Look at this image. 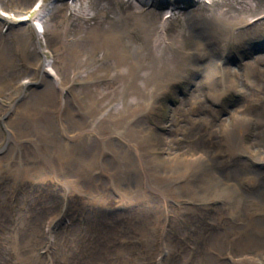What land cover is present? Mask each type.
I'll return each instance as SVG.
<instances>
[{"label": "rangeland", "instance_id": "1", "mask_svg": "<svg viewBox=\"0 0 264 264\" xmlns=\"http://www.w3.org/2000/svg\"><path fill=\"white\" fill-rule=\"evenodd\" d=\"M33 1L0 0V5L18 13ZM43 3L47 5L26 17L22 30L14 28L21 23L0 18V81L33 80L19 90L23 96L29 92L22 103L0 96V264H232L233 259L264 264V235L257 245L240 247L244 232L238 239L232 234L233 228L248 229L251 219L240 216L264 206V181L239 154L244 149L264 154V18L259 19L264 0ZM250 15L257 16L256 22L239 34L248 39L236 38L233 24ZM34 19L42 21L44 34L31 28ZM1 26L11 31L2 34ZM104 28L124 44V65L103 58V49L91 54L92 34ZM72 47L79 51L75 56ZM44 49L53 51L49 77L61 84L44 79ZM181 54L201 56L202 66L193 59V66L180 67L183 73L168 75L171 58L181 59ZM237 55L239 61H234ZM216 62L220 71L205 79L208 64ZM32 65L38 67L36 74ZM129 66L135 71L128 72ZM143 103L147 110L139 113L137 106ZM256 165L264 167V159ZM166 177L176 178L173 186ZM217 180L226 181L228 188L235 182L232 197L243 199L239 205L229 201V192L219 189ZM121 184L155 198L113 201L109 193L101 200L82 195L88 187L116 192ZM147 184L164 186L166 195L155 188L146 192ZM240 207L245 212L239 213ZM202 217L210 225L202 226ZM180 219H189L204 233L221 224L229 227L227 246L222 248L225 240L219 237L210 248L232 249L231 260L221 254L217 261L207 251L198 262L185 263L187 248L172 249L166 241L175 239L171 227ZM261 220L257 226L264 225Z\"/></svg>", "mask_w": 264, "mask_h": 264}, {"label": "bare ground", "instance_id": "2", "mask_svg": "<svg viewBox=\"0 0 264 264\" xmlns=\"http://www.w3.org/2000/svg\"><path fill=\"white\" fill-rule=\"evenodd\" d=\"M126 20H127V18H126ZM216 20V19H215ZM133 21H135L134 19H133ZM154 25V24H153ZM149 27V26H148ZM151 27V26H150ZM109 28V27H108ZM110 31H111V29H109ZM151 32V31H150ZM146 33V32H145ZM148 34V33H147ZM221 35H223V36H226L225 34H222V33H220ZM221 37V36H220ZM92 38H93V48H96V49H103V51L105 52L106 51V54L108 55V57H114L115 59H116V63L119 65V66H121V65H124L125 63H126V59H127V55L126 54H122V52L121 51H123L124 50V48H123V45H122V43L121 42H119V41H114V38L112 37V34H110V32H108L107 31V29L106 28H104V29H102L98 34H97V36H96V34H95V31L93 32V34H92ZM119 38V37H118ZM216 39V38H215ZM221 39V38H220ZM219 39V40H220ZM224 41V40H223ZM21 43H22V41L20 40V42H19V46H21ZM221 43V42H220ZM214 45H215V43H214ZM201 46V45H200ZM210 46V45H209ZM212 46V45H211ZM218 46V45H217ZM114 47H115V49H116V51H114ZM198 47V46H197ZM195 48V47H194ZM203 47H201L200 49H202ZM206 48H208V47H206ZM210 48V47H209ZM215 48V47H214ZM218 48V47H217ZM109 49H110V52H108L109 51ZM215 50V49H214ZM127 51V50H126ZM204 51V50H203ZM208 51V50H207ZM209 52V51H208ZM105 54V55H106ZM104 58V57H103ZM177 58V56H173L171 59H174L173 61H171L170 63H171V68H170V70L169 71H171L172 69H173V67H177L178 65H182V60H183V58H181V59H176ZM180 60V61H179ZM215 61V60H214ZM115 62V61H114ZM213 62V61H212ZM219 63V62H218ZM209 65V64H208ZM195 66V65H194ZM166 67V66H165ZM206 67V66H205ZM178 68V67H177ZM199 68V67H198ZM134 69H136V67L134 66V67H132V66H129L126 70L128 71V72H130V71H133ZM126 71V72H127ZM135 71V70H134ZM168 71V72H169ZM218 72V70H217V67L214 65V64H210V67H208V69H207V71H206V74L204 75L205 77V79L207 78V79H210L209 77H211V76H214V75H212L213 73H217ZM174 73V72H173ZM137 74V73H136ZM164 74V73H163ZM172 74V73H171ZM166 75V74H165ZM168 75H169V73H168ZM173 75V74H172ZM126 76V75H125ZM128 76H130V75H128ZM135 77V76H134ZM148 77V76H147ZM165 77V76H164ZM164 77L162 78V79H164ZM171 77V76H170ZM144 78V77H143ZM166 78V77H165ZM174 78H175V76H174ZM225 77H223L222 76V78L220 79V81L222 82V81H224L225 79H224ZM124 80V79H123ZM152 80V79H151ZM165 80H167V79H165ZM135 81V80H134ZM142 81L144 82V79H142ZM211 81H212V78H211ZM219 81V80H218ZM163 82V81H162ZM166 82V81H165ZM169 82H171V81H169ZM130 83H132L131 82V80H130V82H128L127 83V88H130L131 86L130 85H128V84H130ZM157 83V82H156ZM155 83V84H156ZM146 84V83H145ZM145 84H144V86H145ZM160 84V83H159ZM223 84V83H222ZM226 84V83H225ZM125 85H126V83H125ZM135 85H137V84H135ZM149 85V84H148ZM216 85V84H215ZM155 86V85H154ZM159 86V85H158ZM166 86V85H165ZM164 86V87H165ZM212 86V88H214L213 87V85H211ZM222 86V85H221ZM149 87H150V85H149ZM148 87V88H149ZM159 87H161V85L159 86ZM224 87H225V85H224ZM134 88V87H133ZM135 88H137V87H135ZM147 88V87H146ZM145 106H147V105H145ZM147 108V107H146ZM145 108V110H147ZM143 115V114H142ZM141 120V119H140ZM143 120V119H142ZM137 121H138V119H137ZM139 124V123H138ZM146 138V137H145ZM231 141V140H230ZM236 144V143H235ZM146 145V144H145ZM66 158V157H65ZM60 161V160H59ZM57 163H58V160H57ZM60 163H61V166L63 165V166H65V167H68V164H67V162H62V161H60ZM59 163V164H60ZM150 164V163H149ZM124 165V164H123ZM125 166V165H124ZM131 169V168H130ZM156 171V170H155ZM162 171V170H161ZM156 173V172H155ZM159 174V173H158ZM160 175H161V173H160ZM165 175V174H164ZM155 176V175H154ZM153 176V177H154ZM158 176V175H157ZM249 177V176H248ZM125 179V178H124ZM131 179H132V177H131ZM154 179H155V177H154ZM160 179V178H159ZM161 179H164V178H161ZM157 180V179H156ZM165 181H166V179H164ZM163 180V181H164ZM169 179H167V181H168ZM191 179H189V182H191L190 181ZM252 180V179H251ZM160 181V180H159ZM249 181V180H248ZM155 182V181H154ZM250 182V181H249ZM161 183V182H160ZM165 182H163V184H164ZM168 183V182H167ZM166 183V184H167ZM140 184H141V182H140ZM162 184V185H163ZM170 184V183H169ZM184 184H186V183H184ZM253 184V183H252ZM125 185V184H124ZM159 185V184H158ZM132 186V185H131ZM141 186V185H140ZM167 186H169V185H166V187ZM182 186V185H181ZM188 186V185H187ZM134 187H136V186H134ZM163 188H164V186H163ZM178 188V187H177ZM189 188V187H188ZM117 189V188H116ZM141 189V188H140ZM167 189V188H166ZM184 189V188H183ZM162 190V189H161ZM167 190H169V189H167ZM185 191H187L186 189H185ZM193 191V190H192ZM190 192V191H189ZM170 193V192H169ZM166 195V194H165ZM261 219H259L258 220V222L256 221L255 223H253L252 221L248 224L249 226H247L246 228H248V231H245L244 232V239L242 240V241H240L239 242V246L240 247H242V246H245L246 244H250V245H257L258 243H260V241H259V236H262V235H264V233L263 234H260V233H262V232H264V225L262 224L261 226H257V224H260L261 223Z\"/></svg>", "mask_w": 264, "mask_h": 264}]
</instances>
